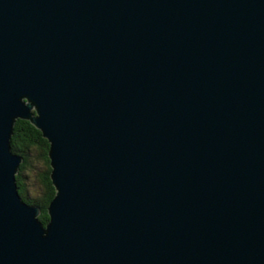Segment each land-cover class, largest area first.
<instances>
[{
  "label": "water",
  "instance_id": "95a60500",
  "mask_svg": "<svg viewBox=\"0 0 264 264\" xmlns=\"http://www.w3.org/2000/svg\"><path fill=\"white\" fill-rule=\"evenodd\" d=\"M0 264H264V0H0Z\"/></svg>",
  "mask_w": 264,
  "mask_h": 264
},
{
  "label": "trees",
  "instance_id": "16d2710c",
  "mask_svg": "<svg viewBox=\"0 0 264 264\" xmlns=\"http://www.w3.org/2000/svg\"><path fill=\"white\" fill-rule=\"evenodd\" d=\"M11 148L14 154L23 158L16 176L19 194L26 203L41 209L39 220L46 225L49 222L48 209L56 195L50 177V144L30 121L17 120L11 138ZM28 175L35 180V185L32 184L31 187L25 184L24 177H29Z\"/></svg>",
  "mask_w": 264,
  "mask_h": 264
},
{
  "label": "rangeland",
  "instance_id": "374dc122",
  "mask_svg": "<svg viewBox=\"0 0 264 264\" xmlns=\"http://www.w3.org/2000/svg\"><path fill=\"white\" fill-rule=\"evenodd\" d=\"M41 167V166H40ZM29 177H24V180L26 181V185L28 186V187H31V185L33 184V185H35V180H34V178L31 176V175H28Z\"/></svg>",
  "mask_w": 264,
  "mask_h": 264
}]
</instances>
